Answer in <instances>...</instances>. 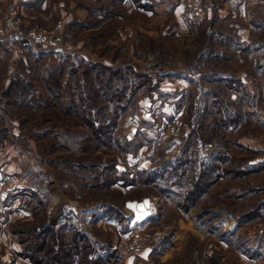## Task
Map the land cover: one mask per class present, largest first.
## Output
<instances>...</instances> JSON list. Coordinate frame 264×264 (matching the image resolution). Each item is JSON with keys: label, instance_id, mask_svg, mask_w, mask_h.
Returning a JSON list of instances; mask_svg holds the SVG:
<instances>
[{"label": "rangeland", "instance_id": "obj_1", "mask_svg": "<svg viewBox=\"0 0 264 264\" xmlns=\"http://www.w3.org/2000/svg\"><path fill=\"white\" fill-rule=\"evenodd\" d=\"M12 21L60 30L73 47L0 43V264H35L20 255L21 233L61 223L63 208L103 254L102 242L125 232L128 205L149 200L155 217L114 250L120 264H264V68L255 42L264 41V0H0V26ZM105 65L123 76L108 90L121 109L111 137L98 139L79 95ZM185 152L195 175L214 168L183 210L180 188L162 195L137 172ZM108 205L122 224L104 214ZM132 241L140 247L129 255Z\"/></svg>", "mask_w": 264, "mask_h": 264}, {"label": "trees", "instance_id": "obj_2", "mask_svg": "<svg viewBox=\"0 0 264 264\" xmlns=\"http://www.w3.org/2000/svg\"><path fill=\"white\" fill-rule=\"evenodd\" d=\"M145 5L147 4H142V6ZM149 5L152 6V3ZM255 42L259 54L256 68L258 71H261V69L264 68V41L258 40ZM20 43L27 45L22 40H20ZM104 69L105 73L100 72L99 74V76L102 75L100 80H97L96 84L87 81L85 84V91H82L79 95V107L81 112H83V116L81 115L83 118L82 120H84V115L86 114L87 117L85 120L87 128L95 132L98 139H100L99 137H111L110 130L115 127L116 117L121 109V104L118 98H116V95H111L108 90L110 91V88L113 86L112 83L114 78L117 77L118 84L123 76H120L119 68H112L105 65ZM107 71L109 72V79L107 80L104 78L103 80V75H105ZM53 77L54 76L51 78ZM57 80V78H54L53 83L48 84L56 87L55 84ZM144 83L145 82H142V84ZM227 83L229 84L230 81ZM117 86L119 87L120 84ZM27 89V87L22 88L21 93H25ZM117 97L120 96L117 94ZM100 99H104L106 102L100 101ZM105 103L111 106L109 107L111 116L105 112ZM180 158V160L175 162L166 161V164L161 166V168L150 169L148 171L140 170L137 173H143V178L139 179L158 189V192L162 195H165L167 192H175L172 187L180 188L182 192H176V195L181 196L182 200H179L177 205L183 210H186L206 192L207 186H202L203 183L201 178L203 175L206 178L211 176L214 166L206 164V169L200 170L198 174L195 175L192 172L193 166H189L192 163L191 156L185 152ZM186 168L189 169L187 171L191 172L189 178H185ZM109 179L110 178H102L103 182L100 183L105 185L106 182L111 181ZM121 179L123 180V185L132 184L135 180L129 178H113V182L121 181ZM116 208L117 206L115 207V205H108L104 214L122 224L123 214ZM61 215L63 221L59 224L53 221L51 224L35 227L29 234H27L28 232L20 231V233L24 232V235L21 233L23 238H20L19 241L21 248L20 255L22 257L31 259L35 264H120L117 251L111 250L105 252L110 247L108 243L105 244L104 242L99 246L103 254L96 250V247L93 246L88 236L79 229L71 209L63 208ZM112 225L117 228V225Z\"/></svg>", "mask_w": 264, "mask_h": 264}, {"label": "built area", "instance_id": "obj_3", "mask_svg": "<svg viewBox=\"0 0 264 264\" xmlns=\"http://www.w3.org/2000/svg\"><path fill=\"white\" fill-rule=\"evenodd\" d=\"M17 40L24 41L27 45L44 51L71 52L72 45L64 40L60 30L45 28L24 30L16 22L0 26V43L13 46ZM140 244L132 241L126 248V254L138 250Z\"/></svg>", "mask_w": 264, "mask_h": 264}, {"label": "crops", "instance_id": "obj_4", "mask_svg": "<svg viewBox=\"0 0 264 264\" xmlns=\"http://www.w3.org/2000/svg\"><path fill=\"white\" fill-rule=\"evenodd\" d=\"M241 29H243V26L241 27ZM247 33L248 30L246 31ZM248 36L244 35V37L242 38V40H247ZM135 204L133 205H128L129 207V214L127 216V222H128V226L125 229V232L118 235H115V238L112 239V244H110V247L107 251L105 252H109L111 250H120V245L123 244L124 239H127L129 237L133 236H138L139 232L138 230L144 227V224L146 222H149L150 218H154L155 216V210L157 205L156 201H150L149 203H144V204H139L137 205V209L134 208ZM133 207V208H132ZM104 243V242H102ZM125 262H123V264H125Z\"/></svg>", "mask_w": 264, "mask_h": 264}]
</instances>
